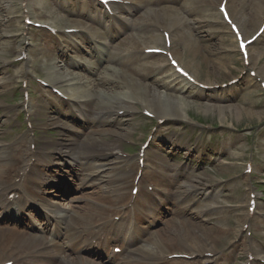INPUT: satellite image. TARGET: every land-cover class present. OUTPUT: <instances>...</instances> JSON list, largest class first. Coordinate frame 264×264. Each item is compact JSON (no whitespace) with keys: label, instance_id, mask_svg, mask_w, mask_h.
I'll return each mask as SVG.
<instances>
[{"label":"rangeland","instance_id":"374dc122","mask_svg":"<svg viewBox=\"0 0 264 264\" xmlns=\"http://www.w3.org/2000/svg\"><path fill=\"white\" fill-rule=\"evenodd\" d=\"M6 1L7 3H3ZM246 1V0H244ZM1 3L4 4L5 8L2 10L0 16V48L5 51L3 53V56H10V58L13 60L17 52H14L15 50H18V46L20 43V37L16 39V42H12L14 38L7 39L5 37V33L7 34H18L22 33L23 28L21 24V16L18 13L19 11V1L18 0H1ZM180 4V0L176 2V5ZM183 6V5H182ZM180 8V7H179ZM9 9V10H8ZM11 10V11H10ZM47 11H49L48 8H46ZM41 10V14L36 17L38 18H46L49 15L46 14L47 11ZM10 11V12H8ZM249 12V11H246ZM9 13V14H7ZM145 9L138 8L134 11L133 16L136 17L138 15H144ZM246 14V13H245ZM245 14L242 16V26H243V37L246 38L250 36L258 23L251 24L249 23V20L245 19ZM193 16V14L191 15ZM195 19H200V17H196ZM247 21V22H244ZM255 22V21H254ZM248 27V28H246ZM125 30L127 32H130L133 34L135 38L139 37L144 33V28L142 27L141 23L138 21H135L133 23L128 24L126 26ZM246 30V32H245ZM189 32H191V29H188ZM209 31H214L209 27V29L200 32V35L208 34ZM23 35L32 41H44L48 39V36L44 32L40 31H31L30 29L24 30ZM214 36V43L215 46L213 47L212 52H210V57L213 60H222L220 58H223L224 65L221 68H218L217 71H210L211 67L201 59V56L203 55V49L196 48L195 53L188 52L184 49L178 50V56L182 60V62L187 67L188 64L192 66V70H196L194 75L197 77L198 81L200 83H208L207 78H209V81H213L212 83L220 84L221 81H224L229 78H235L238 74L242 73L243 65L241 63V59L238 54H236L234 51L231 52V49H234L235 46H233L234 41L233 38L230 35H216L213 33ZM53 40V39H49ZM41 42V43H42ZM127 39V43H128ZM48 46L51 45L50 42L47 43ZM126 45H124L125 47ZM228 48V53L222 52L223 49ZM123 49V48H122ZM0 50V53L3 52ZM252 52L257 57H260V66L264 67V40L257 43ZM49 55L52 54L51 52L48 53ZM72 54V53H70ZM48 55V56H49ZM68 55V52L67 54ZM209 54H207L208 56ZM38 57H40V53H36L34 55V64H36V67L38 69H41L40 62L38 61ZM157 61V60H154ZM48 65L47 63H45ZM19 68V66H18ZM9 78L8 82H13L10 84L9 89H7V86L3 88V94L0 95V139L1 141L8 142L9 144H12L15 142L14 135L12 133L13 129V123L6 121L4 117H2V110L5 108L9 109L8 113L10 115H13V113L18 112V109L15 108L16 104L20 103V91L16 88L19 83L15 80V72L16 69L13 67L6 68ZM50 69L48 68V71ZM62 72V70H60ZM98 72V71H97ZM248 71L242 76V78L239 80V83L232 88L226 87V88H220V89H211L210 95L212 97H221L225 99H229L220 103L210 102L206 99V97L203 93L202 96L199 98H194L193 95L198 92L197 87L187 86L183 83H180L178 80L174 79L172 84L175 85V88H181L182 92H173L169 91L165 87H159L158 90L163 93H173V95L176 97H180L183 99L184 105H185V118L186 120H200L204 122H208L212 124L214 127L209 126H199L201 130H204V135L199 138L200 135L191 136V132L196 129V126H183L182 130L184 131V136L186 138V147L190 148L193 155H197V153L206 151V152H219L222 150V157L219 158L218 161L214 162H207L203 166H199L198 168L194 167V165H190L187 160L184 157V154H182L184 151L180 150L178 152L174 151L172 155H169L167 157H164V162L168 164L173 163H180L182 165L185 164V167L187 166V171L182 172V175L178 176L176 180L171 181V185L169 187V192L171 193V197L174 195L173 199H170L169 208L163 210L160 212V214L157 216L159 219L151 226L152 231H161L168 228L169 221H172L175 223V227H173L167 235H170L167 242L175 243L178 241L180 245H182L181 240H184L183 231H189L186 228H189V224L192 222V220H195L197 222V226L200 229H204L207 232L210 231L209 234L206 236L214 242V250H219L220 253H223L229 262H235L238 264V260L240 262L244 261L246 259V251L244 250V246L246 245V241H244L241 245H238L236 248H233V250L227 249L226 246L230 244L238 234L242 222H244V217L246 215V201H247V190H244L247 188V180H234L231 179V177L237 173L239 175H243V165L244 161L247 160V157L250 155L251 150L253 148L254 155L259 159H264V147L263 144H261L260 136H257L253 140V145L251 144V141L247 135L256 133L258 129L262 127L261 122L264 123V98L262 96L261 91H259V88L257 86V83L254 82L253 78L248 76ZM168 74V73H164ZM163 74V75H164ZM258 74V73H257ZM259 77L264 80V75L258 74ZM235 76V77H233ZM172 77L166 81L171 80ZM169 83V82H167ZM106 83H100L101 87L109 88L110 86H107ZM213 85V84H212ZM100 86H97V88H100ZM112 88V87H111ZM118 87L112 88L109 91L113 94H115V97L118 95ZM205 90V89H204ZM37 89L33 88V93H36ZM11 100H15V102L10 103ZM6 101H9L6 103ZM174 101H171L173 103ZM219 106H223V108H220ZM239 113V114H238ZM223 116L224 118H222ZM38 119L41 121V116H37ZM138 118V117H136ZM130 119V118H129ZM40 121H36L37 124H40ZM138 123L135 119H130V123L136 124ZM58 123L63 124L66 123L67 125H70V122L68 119H62L58 121ZM190 123V122H185ZM182 125V122L178 121H172L168 120V124H161L158 126V132L159 136H176V130L172 129L173 126ZM91 127V126H90ZM74 128H78L77 126H74ZM92 128L97 129V124H93ZM39 129V135L40 140L46 139L47 136L54 137L56 134V130H51L52 133H43L40 128ZM90 129V128H87ZM86 129V130H87ZM255 129V130H254ZM133 132V134L130 136V138L133 141H141L144 137L142 131L138 129V127L135 130H130ZM207 133H212L216 135H221L219 140L212 139L209 136H206ZM73 132L70 130V135H72ZM262 134H264V130L262 131ZM61 134H57L55 138L59 137ZM199 142L197 143V141ZM185 140V139H184ZM105 143L107 142H101L98 143L99 145H104L102 147H96L95 149L102 150L105 149ZM121 145V142H120ZM184 145V144H183ZM94 148V147H93ZM123 150L126 151L124 147H122ZM121 149V150H122ZM91 150V149H90ZM129 151V150H128ZM257 165H261L262 163L257 160ZM117 168V167H114ZM50 176H54L50 174ZM64 177V175L62 176ZM254 177L255 181H253V184L259 185L263 184L264 182V166H258L255 168L254 171ZM109 174H105L102 176L103 181L108 180ZM56 180V178H55ZM52 180V181H55ZM198 183L199 185L202 184H215L216 187H214L216 194L214 196V201L218 202V205L220 206L219 210L212 213L209 217H201V216H192V213L189 211L186 212V214H181L179 212V204L175 199H177L176 191L179 190V185L181 183ZM256 182V183H255ZM69 188L66 190L64 189V196L60 198H56L54 203L58 204V210L64 209L63 205H61L66 198L71 197H80V198H88L91 196V193L93 191L100 190L97 187H84L79 188L78 182L72 181L71 184H69ZM254 190H257L260 197L264 198V184L260 185L255 188ZM164 191H166L164 187ZM173 194V195H172ZM181 194V193H180ZM178 193V196L180 195ZM87 201V199H86ZM173 201V202H172ZM88 202H91V200H88ZM261 206H264V200L259 201ZM57 206V205H56ZM182 209V208H181ZM1 212V211H0ZM188 213V214H187ZM190 217V218H187ZM187 218V221H186ZM192 219V220H191ZM260 218H253L251 223V229L252 232L254 231L256 234L257 239L263 240L264 237L260 234L264 228H262L259 224ZM216 225L219 227H223L221 233L218 234V231L221 228L216 229ZM198 227L192 226L193 228H196L192 231L193 233H200V229ZM214 229V231H213ZM154 234L151 235L153 237ZM43 236V234H42ZM48 236V235H47ZM150 237V238H151ZM181 237V239H180ZM156 238V236H154ZM171 239V240H170ZM148 244H150L148 242ZM256 244H259L256 241ZM156 246V245H155ZM121 264V263H120Z\"/></svg>","mask_w":264,"mask_h":264},{"label":"bare ground","instance_id":"6f19581e","mask_svg":"<svg viewBox=\"0 0 264 264\" xmlns=\"http://www.w3.org/2000/svg\"><path fill=\"white\" fill-rule=\"evenodd\" d=\"M19 1V0H18ZM32 6L35 8L34 11H32L31 16L34 21H36V17L39 15V9L42 7H46V5L42 2V0H31ZM140 1V0H139ZM146 3H153V0H141ZM206 1V0H204ZM20 4L24 2V0H20ZM52 2H54L52 0ZM3 3H7L4 1ZM1 3L0 0V16L2 10L6 9L4 4ZM56 3V2H54ZM229 8L231 10L230 18L236 19L240 23H242V16L245 14V19L249 20V23L251 24H256L259 23L260 16H264V5L259 6V3L256 2V0H246V1H239L238 3V8L235 9L236 2L232 1L229 3ZM129 9V8H128ZM9 10V9H8ZM11 11V10H10ZM8 11V12H10ZM152 11H155V9H152ZM249 11V12H246ZM20 13V11H18ZM31 13V12H30ZM54 13V12H53ZM9 14V13H7ZM26 17L28 16V13L26 12ZM49 16H51V12H48ZM215 16L207 18L204 20L205 25H208L210 23V19L216 20L217 22L219 21L220 23H224L221 15L219 12L214 13ZM208 15V14H207ZM25 17V18H26ZM63 20H66L65 18H62ZM61 17L55 16L52 21H44V23L49 24L51 27H63L62 24H58L62 22ZM61 20V21H60ZM70 21V20H69ZM255 21V22H254ZM232 22H234L232 20ZM244 22H247L244 20ZM67 25H72L69 28H78V23L73 24V22L68 23ZM184 22L181 21L180 17L177 16V19L174 23L171 25L164 24V26L171 31L174 29L176 26H183ZM66 27V26H64ZM199 28V27H198ZM229 29V26H227ZM248 28V27H246ZM201 29V28H199ZM230 30V29H229ZM243 31V30H242ZM231 32V31H230ZM246 32V30H245ZM115 30H106V35L113 36L115 34ZM264 33V32H263ZM6 35V33H5ZM1 38V36H0ZM170 40L172 41V36L170 37ZM160 39L158 38V35L156 34H151L149 36H143L141 40L136 41V46H144L143 49L145 48H152L155 47L156 44H158ZM135 42V39L132 40V43ZM187 42V50L192 51L194 47L202 48L203 49V55L201 56V59L207 62L210 71H217L218 68H221L224 65V61L222 60H213L210 57V52H212L213 47L215 46V43L211 40V36H200L197 34L194 35H189L186 37ZM153 45V46H149ZM23 48H21V53ZM98 50L99 56L102 54V50L99 47H96ZM1 51L3 49L0 48ZM128 50V49H127ZM197 50V49H196ZM194 50V53L195 51ZM5 51L0 53V62L4 59L3 53ZM196 54V53H195ZM207 54H209L207 56ZM247 59L249 61V65L257 67V71L259 74L264 75V67L260 66V62L258 60V55H254L253 52H247ZM174 56L178 60V53L174 51ZM56 57V56H55ZM55 57L51 55L50 62L51 63ZM140 57H135L132 56L125 60L124 62H121L118 64V68L115 66H112L111 64H108L104 71L105 76L100 77L99 75L97 76V80L95 82H101V83H106V82H114L116 86H121L123 87V91L119 92L118 95L115 97L114 94V99L113 94L109 92L107 88H102L97 91H95L94 88V83L92 78L84 76L83 72L80 71L79 69L84 68L82 64L77 63V66H79V69L75 70L73 73H65L62 74L60 72L55 73L54 71H57V68H52L53 75H49L47 77V83L48 84H53L55 87L60 89L64 95L68 96V99L70 101H74L77 104V109L76 111H79L82 108V105L85 103H90L93 101V98H96L95 102V108L94 111H92L85 119L86 122H97L98 124L104 126L103 129H98L94 132V135H88L83 141H82V147L84 146V149H93L92 151L93 154H98L102 153L93 157H84L81 155L78 156L76 155L74 149H70L66 147L68 144L64 142L63 139L54 140L50 142V146L52 148L50 150H47V153H52L55 152L58 156L62 157H71L75 161V165L81 167H89L91 170H89V173L85 177H83L82 181H84L86 178H91L92 180L88 183V185L94 187L97 186L98 180H100V175L97 174L99 172V169H102L104 165H102V160L103 157L102 155L104 153H107L109 155L110 153L112 154V151L115 149H120V143L117 141L109 140L106 141L107 144L105 145L106 148L102 150L95 149L96 147H102V145H99L98 143H101L104 141L101 138L102 133H110V134H115V135H122V137H117V140H120V138H125L130 135L129 128L130 126H134V124L126 122L125 126H121L119 123L120 118L117 116V111L116 110H122L126 114L127 111H130L133 109V103L134 102H139L142 104V106L145 107L148 111L152 112L154 115H157L159 118H175L179 120H183L185 118V105L183 102V99L180 97H175L172 94H166L161 91H159L157 88L160 87V85L157 82H164L163 79L158 78L156 80H151L150 84L147 83V77H149V73L155 72L158 70L159 66L155 65H146V63H135L137 60H139ZM135 63V64H134ZM93 67V65H92ZM126 67V69H123ZM189 71L193 72V74L196 72V70H192V66L190 64L185 66ZM184 68V69H185ZM85 69H88L85 67ZM187 69H185L187 71ZM81 76L82 79H84V83H87V89L85 92L80 89L78 85L77 80H82V79H76V77ZM179 77L173 70L170 73L169 77ZM100 77V78H99ZM99 78V79H98ZM197 79V77H195ZM147 80V81H146ZM184 80V79H183ZM210 79L207 78V81L209 85H212L213 81H209ZM149 82V81H148ZM166 84V83H165ZM1 85V84H0ZM169 86V84H167ZM89 97V98H88ZM171 101H174L171 103ZM220 108H223V106H219ZM58 110V109H56ZM75 110L71 112V114L76 113ZM51 112V111H49ZM47 113H44L43 115L46 116ZM239 114V113H238ZM224 118L223 116H221ZM118 121V122H117ZM117 122V123H116ZM116 123L114 126H111L109 124ZM136 128V127H135ZM132 128L131 129H134ZM97 134V135H96ZM99 134V135H98ZM126 135V136H125ZM94 147V148H93ZM72 150V151H71ZM4 149L3 146L0 145V201H5L7 196L10 193H17L20 190L21 182H11L8 181L11 178L12 174H15L19 168V163L21 162V158H18L17 162L15 164L12 163V161H9V159L6 158V156L3 154ZM114 153V152H113ZM31 154L36 157L38 155V152L33 151ZM118 158H121L119 156L118 152L114 153ZM29 171L33 168L32 165L28 166ZM18 176V175H17ZM21 177L26 179L29 184L24 185V191L25 194L23 195L22 201L24 203H33L35 202V197H38L39 200L43 199V202L46 203V201L51 205V209H48L45 205H43V208L48 209L47 213L51 215V217L56 221V225L54 228V231L57 232L54 236H58L60 233H58L59 229L61 228L63 231L68 232V235H72L74 232L81 230V234H85L87 240L89 237L96 232H99L100 230L104 229V225H95V227H92L95 219L105 213L113 212L116 211L117 209L114 208V204L117 197L115 196V193L117 192V187L119 186V179L121 178L120 175L116 174L110 177L109 180L106 181V187L104 189L106 190H101L99 194L94 198V201L89 203L86 201L84 198L80 197H71V198H66L63 200L64 202L61 204L63 205L64 209L62 211L64 213L59 214V211L56 208V205L58 206L57 203H54V199L63 197L59 186L55 188V186H52L49 188L52 190L50 194L47 195H41L44 191L37 185L34 184L32 185V182L29 178V174L26 173V170L23 171ZM22 178V179H23ZM48 182L47 180H45ZM45 181H42L44 183ZM100 184L99 186H101ZM194 185H190V187L186 188L185 192H189L194 189ZM203 186V185H202ZM55 188V189H52ZM56 190V191H55ZM47 192V193H49ZM38 193L40 197L38 196ZM109 196L112 198L110 199ZM198 194L196 195H191L190 197H187L184 200L180 201V206L184 205V209L188 206V203L197 198ZM207 199H210L209 194L207 192L203 195L201 200L198 201L197 204L192 206L191 212L193 213V216H209L212 213L216 212L219 208V206L216 204V201L214 200H209L206 201ZM204 201V202H203ZM111 202V203H108ZM102 204V206H99V204ZM106 204V205H103ZM108 205V206H107ZM31 207V205L29 206ZM27 210V209H25ZM122 213V211H119ZM184 213V212H183ZM60 215V218L57 217ZM47 216L45 215L46 221H48L46 218ZM106 218H102L101 220H105ZM192 220V219H191ZM191 227L186 228L189 231H184L183 235L184 238H186L188 243L186 244L188 248V252L190 254H203L204 252H213L214 251V242H212L211 239H209L206 235L210 233V231H206L204 229H200L197 226V222L195 220H192L190 223ZM192 226L198 227L200 229V233H193L192 231L195 230L196 228L192 229ZM26 230H20L18 228H9L5 227L4 230L0 232L4 233L3 235L0 236V251L4 252V249L6 248L4 246L5 242L7 239H11L13 244H23L25 247H20L21 250H27L29 253H31V257L33 256H43L45 253H47V256L49 259H47L44 263L45 264H51L52 260L57 261L58 264H105L108 261H95L94 258H96L94 255H92V259L88 257H81L78 254V251L75 253L74 249L69 251V247L66 246V249H64L63 245L64 244H57L56 242H50L52 243V247L45 245L40 241V238L38 237L37 234H33L32 232L36 230V228L31 225L27 224ZM175 227V224L171 223L170 226L167 229H164L162 231H159L157 233V238L159 241L162 240V238L165 236V234L169 231L168 229H171ZM221 228L218 231V234L221 233L223 227H219L216 225V229ZM0 229H2L0 227ZM43 231H49L44 223V226L42 228ZM214 231V229H213ZM194 232V231H193ZM86 240V241H87ZM164 241H167V238L163 239ZM85 241V244L87 245ZM104 244V243H102ZM153 244V243H152ZM79 245V244H78ZM74 246V245H72ZM71 246V247H72ZM122 246V245H121ZM19 247V246H17ZM17 247H15L11 252H9L11 255L14 256H20L22 254H17ZM114 247V246H113ZM143 250L147 248V244L142 246ZM150 248V247H148ZM113 249V248H112ZM47 250V251H46ZM20 252V250H19ZM160 258L159 256H154L151 259H158ZM25 261L22 260L20 264H23ZM123 264H134L129 260H123ZM29 264H32V262H29Z\"/></svg>","mask_w":264,"mask_h":264}]
</instances>
